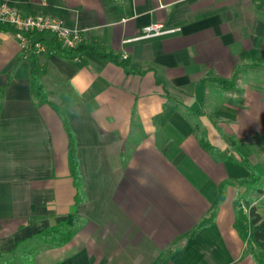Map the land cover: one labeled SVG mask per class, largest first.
<instances>
[{"label": "crops", "instance_id": "crops-1", "mask_svg": "<svg viewBox=\"0 0 264 264\" xmlns=\"http://www.w3.org/2000/svg\"><path fill=\"white\" fill-rule=\"evenodd\" d=\"M10 1L128 64L59 52L44 34L48 102L0 30V264H257L237 201L264 219V0ZM156 23L176 32L140 37ZM65 118L84 180L76 208ZM73 212L68 243L42 242Z\"/></svg>", "mask_w": 264, "mask_h": 264}, {"label": "trees", "instance_id": "trees-1", "mask_svg": "<svg viewBox=\"0 0 264 264\" xmlns=\"http://www.w3.org/2000/svg\"><path fill=\"white\" fill-rule=\"evenodd\" d=\"M0 30L12 31L15 32V29L8 25L0 26ZM41 36L43 34H40ZM40 41H44V38H41ZM51 44L59 52L65 53H75L89 51L98 58L111 59L114 61H119V56L113 54L112 52L104 51L98 48L95 45L84 44L80 45L77 48L69 49L59 43L55 38L51 39ZM28 60L30 64V75L33 81L36 83V96L41 97L45 101H48L45 95V89L41 82L42 67L39 61V54L34 51V46L31 48V51L28 55ZM120 63L127 65L126 60L119 61ZM3 93V90H1ZM3 96L0 98V112L2 105ZM49 102V101H48ZM175 111V107L169 106L165 108L161 113L157 114L154 117V123L161 127L169 117ZM64 126L69 137L68 142V157L69 165L72 177L74 179V185L76 187V202L75 208L79 205L84 199V180L81 174V162L78 155V146L75 133L72 131L67 118L64 119ZM204 146H208L204 142ZM244 205L246 211L238 210L237 226L240 229V233L247 241L249 249L253 252L254 257L257 261V264H264V219L262 215L257 211V209L252 206L251 200L243 197L242 200L237 201V205ZM77 214L73 212L68 215V217L60 222L59 224L52 226L50 228L43 229L38 233L42 242L51 245V246H60L68 243L77 233Z\"/></svg>", "mask_w": 264, "mask_h": 264}, {"label": "built area", "instance_id": "built-area-1", "mask_svg": "<svg viewBox=\"0 0 264 264\" xmlns=\"http://www.w3.org/2000/svg\"><path fill=\"white\" fill-rule=\"evenodd\" d=\"M8 25L15 29L20 48L29 55L31 48L40 55L43 42L40 34H50L59 43L69 49L87 44L83 29L72 27L54 15L41 12L25 14L10 0H0V26ZM176 32L175 28H166L163 24H150L144 28L141 38H151ZM126 58V57H125Z\"/></svg>", "mask_w": 264, "mask_h": 264}, {"label": "rangeland", "instance_id": "rangeland-1", "mask_svg": "<svg viewBox=\"0 0 264 264\" xmlns=\"http://www.w3.org/2000/svg\"><path fill=\"white\" fill-rule=\"evenodd\" d=\"M28 260H30V259H28Z\"/></svg>", "mask_w": 264, "mask_h": 264}]
</instances>
